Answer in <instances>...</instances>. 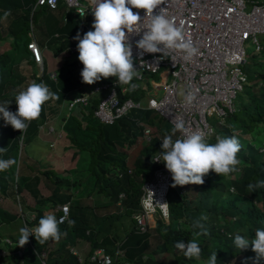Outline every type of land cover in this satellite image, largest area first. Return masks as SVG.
<instances>
[{
  "label": "trees",
  "instance_id": "trees-1",
  "mask_svg": "<svg viewBox=\"0 0 264 264\" xmlns=\"http://www.w3.org/2000/svg\"><path fill=\"white\" fill-rule=\"evenodd\" d=\"M35 2L0 0V42L10 39V49L0 45V105L11 101L7 110L15 113L18 107L15 95L33 82L47 85L60 99L46 101L39 118L28 122L27 129L21 132L8 124L3 127L0 114V149L4 148L0 150V160L16 161L0 171V194L12 198L19 204L21 212L0 209V228L15 220H19L22 227L34 228L46 214L52 213L57 218L56 207L67 202H70L69 220L59 223L62 233L59 241L50 239L39 244L30 235L28 242L20 246L19 239L11 237L7 250L14 252L22 264H98L91 262L89 255L99 247L108 253L122 249L123 260L130 264H208L214 251L217 264H253L255 256L252 261L247 257L253 252L251 245L239 251L234 246V238L241 235L252 240L256 229L264 230V188L254 192L248 190L250 183L264 181V150L260 149L264 142V37H260L263 47L257 51L259 54L252 57L253 61L247 60L243 67L248 83L236 95L235 110L225 117L223 124L215 123L216 135L207 139L208 143L214 144L218 136L242 137L244 143L237 138L240 144L238 171L227 176L210 171L203 177L202 185L173 187L172 182L167 192V220L158 217L153 228L141 232L132 218L140 208L141 184L158 168L152 157L162 151L160 138H164L165 133L170 134L172 126L154 111L146 109L130 110L113 124L105 125L94 112L106 90L90 92L86 103L73 104L68 110L59 128L61 136L55 139L53 146L64 143L63 150L70 151V158L79 156L80 161L88 158V163L84 166L85 162H80L73 170L74 175L70 171L66 175V172L43 169L36 159L39 154L28 149V145L37 139L40 124L58 116L67 92L75 90L84 94L88 87L91 91L93 86L116 78H102L91 85L82 82L83 64L74 55H79L78 50H70L78 44L74 39L77 33L83 36L80 18L73 13H63L67 20L60 24L52 9L46 5L34 8ZM6 11L10 15L3 24ZM59 11L62 13V8ZM35 17L41 21L37 25L39 35L53 39L54 53L69 52V57L55 69L53 77L48 74L45 64L42 73L37 75L32 54L28 55L30 24ZM86 19L85 22L90 20ZM33 34L38 37L35 31ZM54 34L58 36L54 37ZM152 78L157 80L158 75H145L144 84L150 86ZM135 82L138 81H132ZM123 86L127 88L124 94L120 92ZM128 88V85L117 86L121 101L129 97L140 99L145 93L141 86L134 91ZM143 125L153 128L150 142L141 138ZM176 137L177 133L172 138ZM138 138H141L142 147L129 161L130 154L125 149L135 145ZM82 171H87L86 176L79 175ZM120 194H123L122 199ZM28 198L33 202L29 203ZM31 214L34 218L30 220ZM201 217L207 219L201 220ZM196 220H200L202 228H192ZM69 221H74V225ZM194 232L202 233L195 237L202 252L199 259H188L174 244L181 241L187 244L194 238ZM82 240L88 243L89 249L81 251L83 261L79 262L71 248ZM259 264H264V260Z\"/></svg>",
  "mask_w": 264,
  "mask_h": 264
},
{
  "label": "built area",
  "instance_id": "built-area-1",
  "mask_svg": "<svg viewBox=\"0 0 264 264\" xmlns=\"http://www.w3.org/2000/svg\"><path fill=\"white\" fill-rule=\"evenodd\" d=\"M59 3L64 5L66 11L73 12L81 19L89 16L92 26L94 22L90 9L93 7L92 0H36L34 8L46 5L56 9ZM161 8L165 9L168 18L174 20L177 26H181L183 22L185 36L191 39L198 53L191 60L183 59V53L178 51H173L164 57L162 53H145L136 47L143 30L139 34H129L134 68L139 71L140 76L133 80L141 81L147 74H156L158 84L161 81V88L157 87L161 92L158 93V89L155 92L150 90L147 93V103H143L142 99L135 100L131 97L121 101L116 80L102 82L93 86L90 91L106 90L98 103L95 115L102 122L112 123L115 119L126 116L132 109H150L172 128L176 122L183 121L187 132L203 131L207 138L214 134L208 117H214L222 123L224 118L235 110L236 95L248 82L247 75L241 69L246 62L245 43L250 41L255 51H260L263 47L260 37H264V0H165V3L159 5L153 14H158ZM82 9L85 11V16L79 14ZM132 11L139 12L142 22L144 10L133 8ZM147 23L148 21L145 20L140 26L141 29H144ZM27 48L40 62L42 54L34 39L29 41ZM76 50L77 46L71 47L72 52ZM152 80L155 81L152 78L150 82ZM126 91L125 86L120 90L122 94ZM90 92L76 94L69 101L68 108L76 103H86ZM190 93L194 99L188 103L186 97ZM2 125H7L3 118ZM56 132L53 128L48 131L50 135ZM152 133L153 128L145 125L142 132L143 140L149 142ZM57 136H61L60 132ZM181 136L182 133L177 132V137L173 140ZM162 140L163 138H160L161 144ZM53 142L50 141L51 146ZM155 164L162 165V168L156 169L151 179L144 183L142 209L134 215L141 232L154 226L155 213L166 219L168 217L164 195L172 181V175L163 162H155ZM56 211L58 221H68L70 202L58 205ZM33 218L34 214H31L30 220ZM5 241L11 243L9 239ZM71 253L76 255L79 262L83 261V256L76 247L71 248ZM123 258L124 252L120 248L108 253L99 247L89 255V260L98 264H130Z\"/></svg>",
  "mask_w": 264,
  "mask_h": 264
},
{
  "label": "clouds",
  "instance_id": "clouds-1",
  "mask_svg": "<svg viewBox=\"0 0 264 264\" xmlns=\"http://www.w3.org/2000/svg\"><path fill=\"white\" fill-rule=\"evenodd\" d=\"M164 3L165 0H92L93 7L90 9L94 16V22L91 27L94 30H89L82 38L79 33L74 37V39L78 41V59L83 64L81 72L82 82L91 85L100 81L102 78L106 79L109 77H115L116 84L128 85V90L134 91L138 85L132 83V81L134 78H140V76L139 71L134 68L133 52L132 46L129 43V34H139L142 30L143 35L141 39L136 42V47L138 49L145 53H162L163 57L173 51H178L183 53V59L191 60L198 53V49L193 45L190 38H186L182 27L183 22H181V26H177L174 20L168 18L164 8H161L158 14H153L154 10L157 9L159 5ZM133 8L144 10L145 15L142 22L139 12L134 13L132 11ZM79 14L85 16V11L82 9ZM9 15L10 12H4L3 19L6 20ZM145 20H147L148 23L144 29H141L140 26ZM160 45L163 47H160ZM40 52L42 54L41 49ZM33 60L37 63H41L42 61L41 59V61L38 62L34 57ZM245 64L246 62L243 65ZM48 74L51 77L55 76L50 71H48ZM85 91L86 92L83 93L90 92L89 87L88 89H85ZM66 94L63 103L68 112V110L71 109V107L68 108L69 101L76 96V94L81 93L75 91V93L71 95L72 97H69ZM57 99H60V97L51 92L47 85L33 82L28 85L26 89L15 95L14 101L18 106L15 113L7 110L11 101H5L3 105H0V114H2L6 124L11 125L14 130H19L21 132L27 129L28 122L39 118L42 106L46 101ZM140 99H142V97H140ZM193 99L194 96L191 93L186 97L188 103H191ZM142 102L144 103V101ZM117 119L112 123L101 122L105 125H111ZM209 119H213V124H223V122L219 123L214 117H208V122L212 126L213 124ZM42 124H40V126ZM144 126L145 125H143V128ZM54 129L57 131V128ZM213 129L214 134L212 135H216L214 126ZM177 132H181L182 136L174 141L172 137ZM36 136L39 140H43L39 128ZM55 139L57 138L49 140V145L50 141L55 142ZM207 139L208 137L206 138V133L203 131H193L189 133L185 129L184 122L178 121L171 129L170 134L165 133L161 145L162 151L154 154L155 158L152 157V162L164 163L166 169L172 175L171 183L173 182V187L188 184L202 185L204 183L203 177L210 171H214L221 176H227L230 173L237 172V165L239 164L237 153L240 151L238 139L235 137L218 136L216 138V143L214 144L208 143ZM263 143L260 148L261 150H264ZM0 150H4V148ZM15 163V160H0V171L8 169ZM159 168H162V165H158L157 169ZM151 177L143 181L141 184V195L139 198L140 208L133 213V219L134 215L142 209V187L144 186V183L151 179ZM171 183L169 184V187ZM258 188H264V181H257L255 184L250 183L248 185V190L250 192H254ZM167 192L164 195L166 203ZM119 197L122 199L123 194H120ZM118 205H120V203H118L117 206ZM120 210H122V207H120ZM157 215L161 217L159 213L153 215L154 226ZM164 219L167 220L166 218ZM200 219H207V217H201ZM62 222L63 220L58 221L54 214H46L39 219L38 225L34 228L30 229L27 226H24L19 229L20 239L18 244L20 246L25 245L28 242L30 235L34 236L39 244H43L50 239L59 241L62 235L59 230V223ZM74 223V221H69L70 225H74ZM136 226L139 230L137 222ZM154 226L150 228H153ZM202 227L203 225L200 223V220L193 221V229ZM201 234L202 233L194 232V238L187 244L182 241L175 242L174 247L177 251H182L184 256L188 259H199L202 249L195 237H198ZM249 245H251V250L256 254L253 264H259L261 260H264V230L259 228L256 229L255 238L252 240L241 235L235 236L234 246L239 249V251L248 249ZM184 264L191 263L185 262ZM208 264H217L216 251H214L209 257Z\"/></svg>",
  "mask_w": 264,
  "mask_h": 264
},
{
  "label": "rangeland",
  "instance_id": "rangeland-1",
  "mask_svg": "<svg viewBox=\"0 0 264 264\" xmlns=\"http://www.w3.org/2000/svg\"><path fill=\"white\" fill-rule=\"evenodd\" d=\"M66 11V10H65ZM65 11H64V14H65ZM64 14L62 12V16L64 17ZM67 14H71L70 12H67ZM6 21L7 19H2V23L3 24H6ZM61 21H62V18H60L59 22L61 24ZM31 22V21H30ZM41 24V21L39 19H37L36 17L33 18L32 22H31V31H35V33L38 35V37L41 39L42 36L39 35V27L37 25ZM36 37V38H38ZM39 40V39H37ZM9 42H10V39H5V40H2L0 42V45L2 48H5V49H10V45H9ZM44 41L41 42V44H43ZM55 46V44L52 45V41L50 43H48V45L46 46L45 50L46 51H52L53 50V47ZM8 47V48H6ZM245 48H246V52H247V55H246V59L247 60H252V57L254 55H258L259 52L255 51L254 50V47L252 45V43L250 41H247L245 43ZM71 50V49H70ZM10 52V51H9ZM75 56H78V54H74ZM48 56V59H46V62H47V70L50 71L53 75H55V69H58L59 67L62 66L63 64V61L65 60V58L69 57V52L68 51H62V52H59L58 54H54L53 53H50L47 55ZM253 61V60H252ZM46 65V64H45ZM244 65L241 66V69L243 72L244 69H243ZM42 68L43 66H37L35 69L37 71V75H40L41 71H42ZM137 85L140 87H143L145 88V93L142 94V98L144 100L145 103H147V96L149 93V91L147 92V90H153V86L152 84H150V86H147L144 84V81L141 80V81H138L137 82ZM88 89V88H87ZM161 92V89H158V93ZM101 95V94H100ZM66 114H67V109L66 107L64 106V103L62 104L60 110H59V114L57 117L49 120V121H46L45 124H42L40 127H39V130H40V135H41V138L43 140H45V144H42L41 141L43 142V140H39L38 137V142L35 140V141H32L29 145H28V149H30L33 153L35 154H41V153H44V156L47 154V158L45 159V163L49 164L48 167H43L41 164H39L40 166L43 167V169H54L58 172H66V175L67 174V171H71L69 173L73 174L75 172H73L74 168H78L79 165H80V162H85L83 165L85 166L87 163H88V158H86L84 161H80L81 158L78 156L76 157L75 159L73 158H70L71 156L68 155L66 157V155H63L64 152H66L67 150H63L59 148V144H57L54 148H49V146H47V142H49L50 139H54V137H58L57 136V133L59 131V128L61 129V125L64 123V120L66 118ZM210 122L213 124V119H209ZM213 126H215V124H213ZM51 128H57V132L54 134V135H50L48 133V131L51 129ZM249 137V135H248ZM237 138L242 142L244 143V140L242 139V137H239L237 135ZM246 138V137H245ZM141 139V138H140ZM138 140V142L133 145L131 148H126L125 150L128 151V153L130 154V157H129V161L132 160V158H134V156L137 154L138 150L141 149L142 147V144H141V140ZM63 142V141H61ZM61 156L65 157V160H64V163L62 164L61 163V156L57 155L56 153H61ZM38 156V155H36ZM36 159H39V157H37ZM41 160V159H40ZM44 160V158H43ZM129 165L131 167V163L129 162ZM83 168V166H82ZM81 168V170H82ZM75 171V170H74ZM86 172L82 171L80 174L79 173H76V175H80L81 177H84L86 176ZM65 175V173H63ZM8 196V195H7ZM9 197V196H8ZM6 201V200H5ZM4 201V202H5ZM83 201H86L87 203V200L83 199ZM4 202H0L1 205H5ZM18 206V205H17ZM114 212H116V210H113ZM110 212V210H109ZM113 212V213H114ZM159 217V215H157V218ZM118 221V220H117ZM119 222V221H118ZM116 223V222H115ZM244 254H245V251H244ZM249 255V256H248ZM247 255L248 259H250V261H252L253 257L255 256V253L254 252H251ZM0 260H1V263L2 264H22V262L20 261V259L16 256V255H10V256H3L1 255L0 256Z\"/></svg>",
  "mask_w": 264,
  "mask_h": 264
},
{
  "label": "crops",
  "instance_id": "crops-1",
  "mask_svg": "<svg viewBox=\"0 0 264 264\" xmlns=\"http://www.w3.org/2000/svg\"><path fill=\"white\" fill-rule=\"evenodd\" d=\"M82 1H84V0H82ZM59 8H62V12L64 13V11L66 10L65 9V7H64V5L63 4H61V3H59L58 4V7L56 8V9H52L53 10V14H56V16L58 17V21L60 20V18H62L63 16H62V13L59 11ZM51 9V8H50ZM60 12V14H58L57 12ZM67 12H70V13H73V12H71V11H65V14L67 13ZM74 14V13H73ZM77 16V15H76ZM60 17V18H59ZM80 18V17H79ZM86 18H88V19H90L89 18V16H86L85 18H80V22H79V25H80V28H81V30H82V32H83V35L86 33V32H88L89 30H93L92 28H91V20H89V21H87V22H85L87 19ZM66 20H67V18H66V15H64V17H63V19H62V22H61V24H63V23H65L66 22ZM29 36H30V38L31 39H34L35 40V42L38 44V46L40 47V49H41V51H42V61H41V63H37V62H35V65H36V67L37 66H44V64H46V66H47V62H46V59H48V54H50V53H53V55L55 54L54 53V50H52V51H46L45 50V48H46V46L48 45V43L50 42V39H51V41H52V43L54 42L53 41V39L52 38H50V37H48V35L47 36H44V38H42V39H39V40H37V38H36V36H34V34H33V31H30V33H29ZM58 35L57 34H54V37H57ZM83 36L81 35V38H82ZM42 41H44V43L43 44H41V42ZM55 44V43H54ZM53 45V44H52ZM28 55H29V57H30V51L28 52ZM33 58V57H32ZM42 70H43V68H42ZM41 73H42V71H41ZM40 73V74H41ZM159 81V80H158ZM158 81H151L150 82V84H152V86H153V90H152V92H155V90L156 89H158L157 87L159 86V88H161L160 87V83H161V81H160V83L158 84ZM148 92V91H147ZM75 93V90H73V91H71V92H68L66 95H68L69 97H72L71 95L72 94H74ZM140 97H142V95L140 96ZM142 100H143V98H142ZM144 101V100H143ZM46 123V122H45ZM45 123H43V124H45ZM51 140V139H50ZM36 141L38 142V140L36 139ZM46 142V141H45ZM45 142L43 141H41V143L42 144H45ZM48 143V142H47ZM47 146H49V148H54L53 146H54V144H53V146L51 147L50 145H49V143L47 144ZM63 146H64V143H62V144H60L59 145V148L60 149H62V151H63ZM57 155H59V156H61V154H62V152L61 153H56ZM63 155H66V157L68 156V155H70L71 156V153H70V151H66V152H64L63 153ZM39 159H37V161H39L40 162V164L43 166V167H48L49 166V164H47V163H45L46 161H45V159L47 158V154L44 156V153H41V154H39ZM43 158H44V160H43ZM41 159V160H40ZM64 160H65V157H63V156H61V163L63 164L64 163ZM41 166V167H42ZM75 169V168H74ZM71 172V171H70ZM17 198H18V196H17ZM6 200V201H5ZM5 201V202H4ZM0 202L2 203V202H4L5 203V205H1L0 204V209H7L8 211H10V212H16V211H18L19 210V213H21L20 212V206H19V204H15L14 203V200L12 199V198H10V197H8V196H6V195H2V194H0ZM28 202L29 203H32L33 202V200H32V198H28ZM18 205V206H17ZM115 210V209H114ZM31 212H29V213H27L26 215L28 216L29 214H30ZM22 226H21V223H20V221L19 220H15V221H13V222H11V223H5V224H3L2 226H1V228H0V238H2V240H1V242H0V247L2 248V251H0V252H10L9 250H7V245H10V244H8L5 240L6 239H9L10 241H11V237H13V238H18V239H20V232H19V229L21 228ZM76 249H78L80 252L82 251V252H85L86 250H88L89 249V246H88V243L86 242V241H79L77 244H76ZM19 252V251H18ZM12 255V254H11ZM4 256V255H3ZM21 261V260H20Z\"/></svg>",
  "mask_w": 264,
  "mask_h": 264
},
{
  "label": "water",
  "instance_id": "water-1",
  "mask_svg": "<svg viewBox=\"0 0 264 264\" xmlns=\"http://www.w3.org/2000/svg\"><path fill=\"white\" fill-rule=\"evenodd\" d=\"M0 254L4 256H10L11 254H14V252H0Z\"/></svg>",
  "mask_w": 264,
  "mask_h": 264
}]
</instances>
